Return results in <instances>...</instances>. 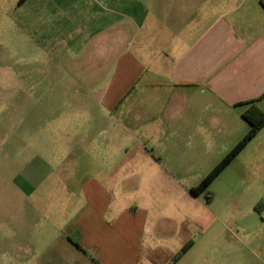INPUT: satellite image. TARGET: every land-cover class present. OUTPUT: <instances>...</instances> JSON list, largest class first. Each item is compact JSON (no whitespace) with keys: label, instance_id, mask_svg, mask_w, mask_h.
<instances>
[{"label":"crops","instance_id":"crops-1","mask_svg":"<svg viewBox=\"0 0 264 264\" xmlns=\"http://www.w3.org/2000/svg\"><path fill=\"white\" fill-rule=\"evenodd\" d=\"M263 3L32 0L25 27L43 66L26 91L43 100L25 119L36 151L19 175L0 137L20 190L13 211L0 207L10 264H171L193 240L179 264L235 226L258 255L264 233L246 221L264 224L263 199L213 205L189 173L210 172L247 134V101L264 110ZM256 139L264 153L263 127L240 154Z\"/></svg>","mask_w":264,"mask_h":264},{"label":"rangeland","instance_id":"rangeland-1","mask_svg":"<svg viewBox=\"0 0 264 264\" xmlns=\"http://www.w3.org/2000/svg\"><path fill=\"white\" fill-rule=\"evenodd\" d=\"M18 1L0 0V121L2 122L0 137L2 140L5 139L3 143L6 152H9L10 143H12L11 148L14 150L11 151V155L15 153L16 161L11 166L18 169L19 175V170L28 161L27 158L36 151L35 145L29 146L25 119L40 117L43 93L40 90H26L33 83L39 84L40 68L43 63L38 51L30 45L29 30L25 27L26 14L31 9L32 0L20 6ZM30 69L36 71L37 76H30ZM28 128L30 132L33 131L32 133L36 134L40 130V125H29ZM33 138L36 140L35 136ZM258 143L256 139L249 150L243 154L240 152L233 162L200 194V199L207 201V195H210L213 205H217L222 198L232 196L251 197L264 201V153L257 149ZM26 150L32 153L25 152ZM7 165L8 163L4 160L0 167V207L3 212H8L9 208L10 211L14 210L15 205L12 207L10 203L11 197H20L19 187H14L12 180L9 181ZM208 174L209 171H206L205 167L193 169L189 173V182L195 187ZM22 175L24 176V173ZM262 212L264 215V209ZM246 223L251 230L257 229L260 233H264L263 217L259 213ZM7 230L9 232V228ZM8 232L1 231V234H8ZM237 232L235 226L230 232L219 233L213 245L193 249L189 260L179 264H264V246L260 248L255 246L258 253L255 255L254 252L245 249L238 239V236L245 239V234L241 231L237 235ZM2 242L1 240L0 246ZM12 254L10 251H0V264H10L11 258L9 257Z\"/></svg>","mask_w":264,"mask_h":264},{"label":"trees","instance_id":"trees-1","mask_svg":"<svg viewBox=\"0 0 264 264\" xmlns=\"http://www.w3.org/2000/svg\"><path fill=\"white\" fill-rule=\"evenodd\" d=\"M24 0H20V3ZM264 5V3H263ZM248 108L243 112V117L250 124L247 134L228 152L222 160L209 172V174L195 187L191 189L194 194H200L206 190L212 181L231 163V161L246 147V145L258 134L264 127V110L261 109L255 100L247 101ZM207 200L211 202V196L207 195ZM258 209V206H257ZM193 244V240H189L173 259V263L177 261Z\"/></svg>","mask_w":264,"mask_h":264}]
</instances>
